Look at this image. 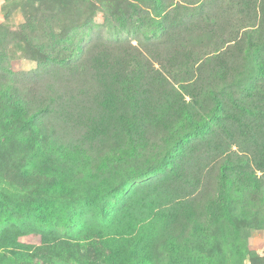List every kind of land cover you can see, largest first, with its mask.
Listing matches in <instances>:
<instances>
[{
  "label": "trees",
  "instance_id": "16d2710c",
  "mask_svg": "<svg viewBox=\"0 0 264 264\" xmlns=\"http://www.w3.org/2000/svg\"><path fill=\"white\" fill-rule=\"evenodd\" d=\"M136 2L151 6L153 14L146 16L132 30L128 23L133 16L127 14L132 12H126L120 0H96L95 4L91 0L77 2L71 14L75 13L83 24L68 33L65 39L60 35V25L56 21L53 24L54 19L45 16L26 18L20 31H14L8 23L13 11L10 8L5 11V22L0 24V165L5 166L3 151L14 139L27 147L31 145L30 140L39 139L43 151L42 155L32 154L29 162L32 170L41 169L40 175L26 171L17 178H0V182L8 186L0 188V250L10 253V259L24 260L28 264L32 262L30 259H37L34 264L97 263L82 250L95 253V244L111 242L112 236L109 237L107 232H99L100 240L96 241L92 232L80 236L83 230L72 231L71 236L76 242L88 237L87 240H94H90L87 249L80 243L71 246L69 253L61 248L41 249L42 253L29 254V260L20 252L25 248L20 239L34 235L36 228L27 232L30 221L50 230L60 225H77L73 210L76 204L82 200L89 205H96L99 200L104 202L114 193L115 181L124 177L123 168L130 170L131 175L126 173L130 178L125 177L128 183L163 175V179L155 180V184H165L194 161L205 166L201 167L207 170L205 173L211 178V185H205L200 191L206 199L202 208L196 211L200 221L199 218L190 221L191 227L186 225L189 231L185 228L186 235L173 241V247L179 244L186 249L185 258L178 259L176 264H220L218 257L222 253L215 250V245L226 242L230 244L229 259L236 258L241 263L254 256L241 240L238 224L264 228L261 211L246 213L244 203L249 194L264 205V43L253 42L255 34L258 40L262 39L264 0ZM225 2L229 11L237 15L236 18L228 16L224 21L227 26L223 33L225 43H231V48L243 52L240 54L242 62L246 63L250 58L247 64L255 72L246 88L248 99L236 100L238 92L230 82L232 77L223 61L217 65L219 69L210 66L219 57L217 49L210 53H204L205 49L200 53L193 50L196 34L202 48H208L200 33L206 28L210 29L207 35L215 34L216 17ZM100 11L104 13V26L114 28V33H142L140 38L133 39L139 46L130 41L90 42L86 36L94 26L93 16ZM66 12L69 14L70 8ZM57 20L62 22L59 17ZM28 31L34 32L32 37L27 38ZM44 36L52 41L43 42ZM35 38L38 40L34 47L42 55L38 73L51 76L44 91L28 96L18 84L14 85L17 79L16 72L10 70L9 48L20 51L24 41L31 45ZM211 53L217 55L207 57ZM240 55L234 61L238 67L244 66ZM197 62H200L199 67L195 66ZM205 67L211 68L208 77L203 75ZM200 82L203 90L197 91ZM168 92L177 99H170ZM232 107L239 113L231 112ZM141 115L163 121L162 141L148 140L145 133L137 131L130 123L133 116ZM217 130L223 132L225 138L217 136ZM73 132L84 139L90 137L93 151L108 147L104 160L91 162V167L84 168L86 160H96L102 153L97 156L93 151L88 155L80 152L82 142L80 144ZM53 147L57 149L54 151ZM36 160L40 163L36 164ZM99 172H103L101 183L82 196L74 193L77 181L95 180ZM200 174L205 176L203 171ZM70 182L74 184L70 185ZM201 183L199 177L191 184L198 187ZM10 187L14 193L9 192ZM108 203H105L106 207L103 205L104 210L108 209ZM135 203L144 206L137 200ZM126 238L133 241L137 236L130 232ZM144 241L139 239L138 243ZM63 243L62 247H66L71 241L64 240ZM136 244L124 255L116 249L112 259L106 257L101 263L159 264L156 262L158 255L172 250L161 244L155 249L138 251ZM78 245L81 248H77ZM172 257L170 262L166 259L162 264H174Z\"/></svg>",
  "mask_w": 264,
  "mask_h": 264
},
{
  "label": "rangeland",
  "instance_id": "374dc122",
  "mask_svg": "<svg viewBox=\"0 0 264 264\" xmlns=\"http://www.w3.org/2000/svg\"><path fill=\"white\" fill-rule=\"evenodd\" d=\"M80 1L82 0H0V24L2 22H5L4 14L5 11L7 12L9 8L13 11V13L10 16L8 23L11 24L10 27L14 31H20V25L26 18L28 20L31 18L39 19L41 16H45V18L47 19H54L53 21H51L53 24H56V21L57 25H60V35L63 39H65L68 33H70L74 29H77L80 24L81 26L83 24V21L80 20L78 16H75V13L71 14V12L74 11L77 7V2ZM91 1L94 4L96 3V0ZM120 1L126 12L128 10H131L132 12L127 13L128 15L133 16L132 21L128 23V28L130 30L134 29L136 25L141 24L146 16L153 14L152 7L149 5H142L141 3L136 2V0ZM243 1L248 2L249 0ZM218 4L219 2L217 3V6ZM4 7H6V9ZM68 8H70L69 14L66 12ZM17 9L18 11H16ZM184 12L185 10H183V13ZM219 12L220 13L216 17L217 26L215 30H213L215 34L213 33L211 35H207L210 32V29L206 28H204L205 30L200 33L202 41L205 40V44H207V47L209 49L202 48L203 45L198 43L196 34L193 37V50L196 53H200L203 49H205L204 53H210L212 52V50L217 49L216 51H218L217 53L219 57L216 58L215 63L211 64L210 66L213 67L214 65L216 69H219V66L217 65L220 61H223V63L226 65L225 68L227 73L232 77L230 82L235 86L234 90H237L238 92L236 100L248 99V90L246 88L248 86V82H250L249 79L255 74L250 65L247 64L250 58H248L246 63L242 62L243 58L240 54L243 52L241 50L239 52L234 48H231L233 44L225 43V35L223 34L224 31L227 30V26L225 25L224 21L228 20V16H233V18H236L237 15L235 14V12L229 11L227 2H225L221 6V11ZM248 13L249 12H247L246 14ZM87 16L88 14L85 16V18H87ZM57 17H59L62 22L58 21ZM253 17L255 18V14L253 15ZM93 18L94 26H92V29L88 31L86 36L91 39L90 42H94L97 40L100 41L99 43L106 40L130 41L134 46H139L138 42L133 39L140 38V35L142 33L139 34L138 32L135 33L134 31L131 32L132 34H128V31H115L114 33V28L109 29L104 26V13L102 11L98 12L95 17L93 16ZM58 29L55 31L56 35L58 34ZM243 31L244 30H242V32ZM33 34L34 32L28 31L27 38L32 37ZM36 35L37 34L35 33V36ZM56 35L54 34L53 36ZM260 35L262 39L258 40L259 37L257 34H255L253 36V42L257 44L264 43V24L262 25ZM21 37H23V34ZM37 40L38 39L35 38L33 40L34 43L31 45L27 44L24 41L21 45L20 51L11 46L9 48V57L11 59H9V64H11L9 65L10 70L12 72H16L15 75L17 79V81H14V85L18 84V86L23 89V92H25V94H28V96H35L38 95L40 91H44L46 89L44 85L51 76L48 74L38 73V64H40V57L42 55L39 54L34 47V45L36 46L37 44ZM50 41L52 40L48 36H44L43 42L49 43ZM262 47L264 53V45ZM212 55L217 54L211 53L207 55V57H211ZM239 55L241 57V62L244 63V66L238 67L234 63L235 59L238 58ZM199 64L200 62H197L195 66L199 67ZM203 71L204 77H208V74L211 73V68L205 67L203 68ZM240 71L241 73L239 74ZM238 74L239 76H237ZM169 76L171 77V75ZM172 78H169V80H171ZM196 89L197 91L203 90L202 82L197 85ZM168 96L173 101L177 99V97H173L169 92ZM231 112L239 113V111L235 107L231 108ZM52 122L53 121L51 120L49 125H51ZM130 123L135 126L137 131L145 133L148 140L149 138H156L157 140L162 141V135L165 132L163 130L164 126L161 119H154L153 117L151 118L148 115H141L137 118L133 116V119H131ZM217 132V136L225 138L223 132L219 130H217ZM73 133L76 139L79 138L80 144L82 142L81 148L79 147L80 152H84L88 155L91 151H93L90 148L91 143H93L90 137L84 139L80 134L76 132ZM30 143L31 145L29 144V147L22 146L20 142L14 139L5 147V150L3 151L5 157V166L0 165V178L7 176L11 178H17L20 174L24 175L26 171L39 174L41 169L35 168V170H32L29 162L32 159V154L42 155L43 151L40 150V140L33 139L30 140ZM94 143L96 145L100 144L96 142ZM53 148L54 151L57 149L56 147ZM107 150L108 147H98V150L95 149L93 152L97 156L102 153L101 156L97 157L96 160H89V162L86 160L84 165L82 163L83 167L85 168L86 166V169H88V167H91L89 163H97L98 161L102 162V160H104V157L106 156ZM35 162L36 164H39L40 160H36ZM201 166L204 165H199L198 162L195 161L191 162L190 166L188 165V167L184 169L181 168V170L178 172V175L176 177L171 176V180L169 182H166L165 184H155V180L163 179V175H160L159 178L154 177V179L150 180H145V178H143L141 180L139 179L128 183L126 182L125 177L130 178V176H128L127 174L131 175V173L127 167L123 168V172H126L127 174H123L124 177L119 176L120 178H118V181H115V183L113 184L115 186L114 193L111 196H107L104 202L99 200L98 204L89 205L82 200L76 204L73 210H75L76 212L75 214L78 224L74 227H71L70 224L69 227L60 225L59 227L55 228V230H50L51 228L46 227L38 222L34 223L33 221H30V224L27 225V232H29L33 228H36L35 233H33L34 235H27L20 239L21 243L25 245V248L20 252L22 254H25L23 255V257L27 258L26 260H29V254L33 253L34 255H36L37 252L40 251L42 253L43 251H53L61 248L64 252L69 253L70 247H76V244L79 243L87 249V245L90 244L91 239L94 240L95 238L96 241L100 240L98 239L97 235L99 232H107L109 233V237L112 236L111 242L107 243V241H101V243L98 242V244H95L94 248L97 250V252L95 253L87 250H82V252L87 253L91 261H93L94 263L97 262L95 264H103L101 262H104L103 259L106 257H110V259H112L113 252H115L116 249L118 251H121L122 255L126 254V251H129L130 247L136 243L138 251L155 249V247L161 244H165L168 250H172L169 252L167 251V253L165 251L161 252L157 257L158 259L156 262L159 264H162V262H166L167 260L168 262H170V258L173 255L171 262L176 264V261H178V259L185 258L186 249H183V247L177 243V245L173 247V241H175V239L177 240V238L178 240L182 239V237L186 235L185 228L187 231H189L188 227H191L189 225L190 221L193 222V220L198 218L200 221V217H198L197 214V209H201L202 204L206 200L203 199L200 191L205 185V187L211 185L209 184V180H211V178L205 173L207 170L203 169V167ZM2 167L4 169H2ZM255 168L258 167L255 166ZM202 171L205 176L200 174ZM166 174H169V172H166ZM262 174L263 173H258V175ZM199 177L202 178V183L201 185H198V187H195L191 183L199 179ZM262 177V185L264 187V174ZM102 180L103 172H99V176L98 178L95 177V180H87V182L77 181L75 183L77 185V188L73 189V191L78 196H82L85 193H89V190H92L93 186L98 185L97 183H101ZM212 182L215 185L214 180H212ZM73 184V182H70V185ZM7 187L8 186L7 184H5V182H0V188ZM126 188L129 189L127 191H124ZM8 190L10 193L15 192L11 187ZM209 192H212V190H210ZM262 197L264 198L263 195ZM255 199L256 197H254L253 195L247 194L244 201V203L247 205L246 213L253 214V212H257L260 210L262 216H264V205L260 203V201H257L258 198L257 200ZM136 200L139 201V203L141 202V204H144V206L140 207L139 205H137L135 203ZM106 202H109V205L107 207L108 209L104 210V206L106 207ZM153 208H155L156 211L153 210ZM103 211L105 212L102 213ZM244 224L245 223L242 224L241 222L238 224V226H240L241 240L243 241L244 245L254 253V256H249L247 257V259H244L243 262L240 263V261L236 260V258L229 259V256L231 255L229 242L221 244L215 243V250L217 249V251L219 250L222 253V256L220 255L218 257L220 264H264V228H252L249 227V225L244 226ZM186 225H188V227ZM41 230L45 231L42 232ZM81 230H83L84 233H82L80 236H82L83 234V236L88 235L87 231H89L94 233L92 235L94 238L87 240L88 238H90L88 237L82 242H76L71 236L72 231L75 233H79L81 232ZM130 232H132L134 236H137V238H134L133 241L126 238L129 236ZM39 233L44 234V236ZM213 234L216 235L215 233ZM139 239L145 241L138 243ZM64 240H70V246L67 245L66 247H62L64 244ZM77 248H81V245H78ZM224 251H226L225 254ZM10 256V253L0 250V264H28L24 260L16 261L14 259H10ZM95 258H101L102 260L94 261ZM30 260L32 262H30L29 264H34L33 262L37 259L34 261L33 259Z\"/></svg>",
  "mask_w": 264,
  "mask_h": 264
}]
</instances>
